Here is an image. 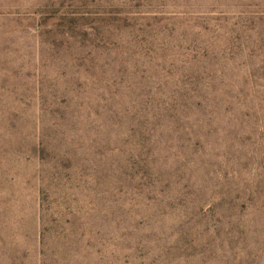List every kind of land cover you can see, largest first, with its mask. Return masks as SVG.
<instances>
[{
  "label": "rangeland",
  "instance_id": "obj_1",
  "mask_svg": "<svg viewBox=\"0 0 264 264\" xmlns=\"http://www.w3.org/2000/svg\"><path fill=\"white\" fill-rule=\"evenodd\" d=\"M0 264H264V0H0Z\"/></svg>",
  "mask_w": 264,
  "mask_h": 264
}]
</instances>
